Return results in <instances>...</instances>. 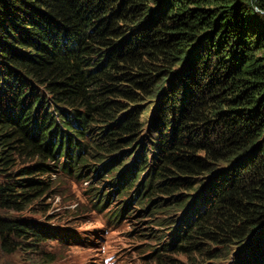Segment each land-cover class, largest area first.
Segmentation results:
<instances>
[{
    "label": "trees",
    "instance_id": "16d2710c",
    "mask_svg": "<svg viewBox=\"0 0 264 264\" xmlns=\"http://www.w3.org/2000/svg\"><path fill=\"white\" fill-rule=\"evenodd\" d=\"M9 170L1 209L38 200L40 174L85 177L104 184L100 209L120 197L112 220L177 224L157 260L206 243L211 260L264 264V0H0ZM22 223L0 221L6 245L45 240Z\"/></svg>",
    "mask_w": 264,
    "mask_h": 264
},
{
    "label": "rangeland",
    "instance_id": "374dc122",
    "mask_svg": "<svg viewBox=\"0 0 264 264\" xmlns=\"http://www.w3.org/2000/svg\"><path fill=\"white\" fill-rule=\"evenodd\" d=\"M41 93L47 96L46 92ZM90 161L93 162L92 158ZM13 162L12 171L25 165L22 160ZM2 174L0 182L14 183L20 178V174H11L10 170L6 175ZM89 176H93L92 172H89ZM142 176L139 173L138 177ZM36 177H48L53 183L52 187L22 211L0 208V221L24 222L22 226L25 224L43 232L45 240L31 241L35 239L32 236L12 234L9 239L11 244L6 245L0 236V264H236V257H232L234 250L228 259L215 257L217 247H209L213 252L210 255L212 260L203 255L208 247L206 243L197 247V251L160 252L164 256L157 260L152 253L162 243L169 242L171 238L168 235L177 226L176 223L171 230L158 226V222L165 217L160 214L155 216L156 220L141 218L139 220L142 221L138 223L137 217L141 215L135 213L128 217L129 211L125 212V220L122 218L116 222L110 218V211L120 197L115 194L100 209L102 203L98 197L105 192L104 184L100 186L96 180L76 178L74 175L40 174ZM127 197L122 196L120 201L124 202ZM152 199H161V196H153ZM135 203L131 204L129 210L134 209ZM183 212L175 215V221L180 219ZM162 236L165 238L160 239ZM158 238L160 240H156ZM198 251H202V255Z\"/></svg>",
    "mask_w": 264,
    "mask_h": 264
}]
</instances>
